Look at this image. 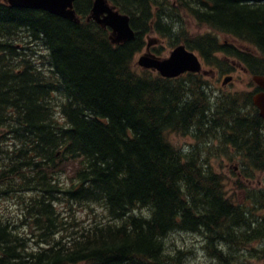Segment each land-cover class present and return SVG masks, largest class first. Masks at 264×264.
Instances as JSON below:
<instances>
[{"label": "trees", "instance_id": "trees-1", "mask_svg": "<svg viewBox=\"0 0 264 264\" xmlns=\"http://www.w3.org/2000/svg\"><path fill=\"white\" fill-rule=\"evenodd\" d=\"M108 1L130 16L134 39L113 44L86 21L92 0H75L80 22L0 0V195L24 192L20 222L37 231L30 247L1 217L0 264H183L190 250L165 242L186 229L202 235L214 264H240L264 237V188L226 197L202 150L184 154L168 136L220 138L264 172L252 91L213 96L200 74L163 78L133 58L155 30L208 64L232 59L264 75V0ZM61 199L104 214L66 222Z\"/></svg>", "mask_w": 264, "mask_h": 264}, {"label": "rangeland", "instance_id": "rangeland-1", "mask_svg": "<svg viewBox=\"0 0 264 264\" xmlns=\"http://www.w3.org/2000/svg\"><path fill=\"white\" fill-rule=\"evenodd\" d=\"M182 18L187 20V18L183 15ZM189 29L192 32H201L203 29L192 23H188ZM110 33V32H109ZM144 44L142 48L134 55L133 62L134 67L137 71L141 72L144 70L140 67L136 62L138 57L146 52V44L149 46V51L158 55L160 57H165L168 55L169 51L172 49V43L169 37L162 36L158 32L153 31L143 35ZM38 53L36 58H40V54L44 53L43 46L38 43L36 46ZM211 59H220L224 60V56L220 53H215L213 56H210ZM204 64V69L207 73H201L202 79L207 82L206 87L207 90L215 95V93L220 92H232V91H240V90H251L253 87L249 86V79L248 74L241 68L240 65H235L232 69H227V66H209ZM227 75L232 76L231 80L222 84L223 78ZM233 93V92H232ZM194 132H186L184 134H177L172 133L169 135L171 141L176 144L178 147H183L186 149L191 148L193 145L196 144V139L194 138ZM201 143V144H200ZM199 145L201 146L202 154L206 158L209 166L219 174L223 175L224 177V190L225 193L229 196L232 194V183L233 181L237 180V178H243L244 171L240 169V158L236 151H234L232 146H224L222 147L219 143L215 142L216 145L209 144L208 148L206 147L204 142H200ZM198 149V147H197ZM199 152V149H198ZM241 174V175H240ZM251 184L255 185L256 181L258 180V186L264 185V174L258 173V171L254 172L251 171ZM254 178V179H252ZM60 179L63 181H67L64 175L60 176ZM243 195V193L241 194ZM73 206L70 209V205L67 203H59L58 208L66 210V213L73 212L76 216H82L81 222L84 225L92 222L91 219L97 218V213H100L102 210L98 207H94L91 204V207L87 204H72ZM23 205L18 204V198L16 196L12 198L0 197V215L11 221V223L16 224L19 222V215L21 212V208ZM19 225V224H18ZM29 228L24 226L18 227L19 233L26 238V245H31L32 242L30 239L34 238L31 237L27 238V232ZM167 243L171 247H179L182 249H189L190 252L186 254L183 264H196L197 255L199 252H203L204 255L209 259L210 264L214 262L207 253V250L204 248V242L202 239V235L196 232L187 231V230H177L172 231L167 238ZM34 245V244H33ZM264 247V245H263ZM242 252V250L240 251ZM241 255V254H240ZM257 257H250V258H242L240 260V264H258L260 260ZM242 257V256H241ZM240 259V258H239Z\"/></svg>", "mask_w": 264, "mask_h": 264}, {"label": "water", "instance_id": "water-1", "mask_svg": "<svg viewBox=\"0 0 264 264\" xmlns=\"http://www.w3.org/2000/svg\"><path fill=\"white\" fill-rule=\"evenodd\" d=\"M11 6L40 8L53 14L78 21L73 9L74 0H6ZM93 18L102 26L111 28L110 39L119 43L131 40L134 37V30L129 23L127 14L119 13L106 0H93L89 18ZM138 63L145 68H152L163 76L171 77L182 73L185 70L199 71L200 63L197 56L188 51L184 45L176 46L167 58H158L151 54H143L139 57ZM231 77H226L225 82ZM254 82L260 87L252 95V101L259 109V114L264 118V75L254 74Z\"/></svg>", "mask_w": 264, "mask_h": 264}, {"label": "clouds", "instance_id": "clouds-1", "mask_svg": "<svg viewBox=\"0 0 264 264\" xmlns=\"http://www.w3.org/2000/svg\"><path fill=\"white\" fill-rule=\"evenodd\" d=\"M167 243V242H165ZM196 264H210L209 259L204 255V253L201 251L197 255V261ZM211 264H214V262H211Z\"/></svg>", "mask_w": 264, "mask_h": 264}, {"label": "bare ground", "instance_id": "bare-ground-1", "mask_svg": "<svg viewBox=\"0 0 264 264\" xmlns=\"http://www.w3.org/2000/svg\"><path fill=\"white\" fill-rule=\"evenodd\" d=\"M198 5V4H197ZM160 22V21H159ZM190 130V129H189ZM193 130V129H192ZM195 130H196V128H195ZM218 130H219V128H218ZM187 132V131H186ZM193 132H195V131H193ZM258 143V142H257ZM201 144V143H200ZM187 230V229H186ZM17 233V232H16Z\"/></svg>", "mask_w": 264, "mask_h": 264}]
</instances>
